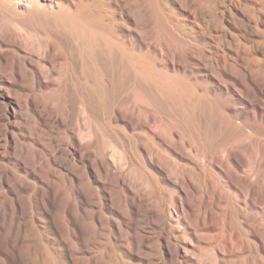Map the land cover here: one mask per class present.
<instances>
[{
	"label": "rangeland",
	"instance_id": "1",
	"mask_svg": "<svg viewBox=\"0 0 264 264\" xmlns=\"http://www.w3.org/2000/svg\"><path fill=\"white\" fill-rule=\"evenodd\" d=\"M67 1L0 0V264H264V0Z\"/></svg>",
	"mask_w": 264,
	"mask_h": 264
},
{
	"label": "bare ground",
	"instance_id": "2",
	"mask_svg": "<svg viewBox=\"0 0 264 264\" xmlns=\"http://www.w3.org/2000/svg\"><path fill=\"white\" fill-rule=\"evenodd\" d=\"M87 1V0H69L67 1L68 3V11H71V10H78L79 9V6H82L83 3ZM94 1V0H93ZM104 19L105 21H107L109 19V17L107 16H104Z\"/></svg>",
	"mask_w": 264,
	"mask_h": 264
}]
</instances>
